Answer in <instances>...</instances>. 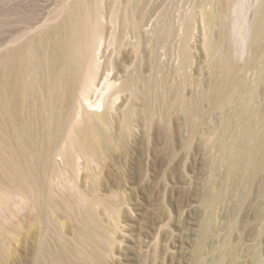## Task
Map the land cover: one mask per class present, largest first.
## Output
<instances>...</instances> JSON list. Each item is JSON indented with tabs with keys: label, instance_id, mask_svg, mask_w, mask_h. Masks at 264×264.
Segmentation results:
<instances>
[{
	"label": "rangeland",
	"instance_id": "374dc122",
	"mask_svg": "<svg viewBox=\"0 0 264 264\" xmlns=\"http://www.w3.org/2000/svg\"><path fill=\"white\" fill-rule=\"evenodd\" d=\"M261 3L0 0V264H264V167L251 180L231 167L242 147L234 114L241 97L264 112L263 88L251 95L255 71L244 69ZM80 16L90 52L74 107L88 100L91 112L107 113L112 148L97 147L95 157L73 149L66 159L70 130L51 146L38 108L48 100L62 22ZM21 63L31 92L15 98ZM102 70L114 81L107 91ZM126 111L132 123L122 130ZM30 163L46 188L21 177ZM13 178L25 181L28 196ZM88 193L112 207L94 205L96 231L82 229L70 208Z\"/></svg>",
	"mask_w": 264,
	"mask_h": 264
},
{
	"label": "bare ground",
	"instance_id": "6f19581e",
	"mask_svg": "<svg viewBox=\"0 0 264 264\" xmlns=\"http://www.w3.org/2000/svg\"><path fill=\"white\" fill-rule=\"evenodd\" d=\"M261 1H262V3H261L262 6L259 8L257 19H255V22H254L253 28H252L253 29V31H252L253 36H252V41L250 44V51H251L252 56H249V58L246 60V62L244 64V69L246 71H249V70L255 71V77H254V80L252 81L253 84L251 86L252 87L251 91H253V92H251V95H253V96L256 95V93H257L256 91L260 87L263 88V92H264V57H262L264 55V43L261 42V40L264 38L263 37L264 36V0H261ZM75 7L76 6H74V8ZM72 9H73V7H72ZM74 10L77 11L76 8ZM80 10H81V8H80ZM80 10L78 7V11H80ZM80 13L81 12H79L78 16L80 15ZM72 14H73V12L71 11L68 13L67 16H70L72 19V16H73ZM75 17H76V15H75ZM65 20L62 22V24L64 26L63 35L58 33L59 35L62 36L61 39L58 40V41H60V46L58 47L59 52L57 53L56 57L53 58V60H52V62L54 64V66H53L54 71H53V73L50 77V80H49L50 88H49L48 94H47L48 100L45 104L41 105L38 108L40 116L42 117V124H41L43 127L42 129L44 130V133L47 137V141L51 146H56L58 141H61V139L64 137L65 131L67 129L70 130V138H69V145H68L67 151L64 149L65 150L64 155H65L66 159H69V153L73 149H75L76 151H79L80 153L81 152L82 153H88L89 155H92V157H95L97 154V147H98V148H101L103 150L102 153L104 152L105 154H108L112 148V146L110 145V140H111V134L110 133L111 132L109 133V131H110L111 127L113 126V121L107 116V113L98 114L97 112L96 113L91 112L90 110L92 109L93 106L90 109V105L88 103V100L86 101V103L81 104V105L84 104L85 106H81V105L79 106L78 105L79 109L77 108V111L74 107V99L76 98V97L74 98V96L76 95L75 90H77L76 86H78L79 79L81 78L82 73L84 71L85 60H86V58H88V55L90 52V50H89L90 44H89V38H88L89 37V35H88L89 31L85 26L87 24L84 23V19H81V16H80V18L79 17L77 19L75 18V21L73 20L71 24H69L68 22H67L68 23L67 24ZM100 46H101V43H100ZM213 47H214L213 43L209 39H207L205 41V48L207 50H212ZM184 50L185 49H183V51ZM46 57H47V55H46ZM218 60H219V62H218ZM227 60H228L227 57L219 58L216 60V63H218V65L219 64L223 65V62L225 63V61H227ZM220 62H222V63H220ZM44 68H45V66H44ZM105 71L102 70V76H104L105 78L104 77L102 78L103 82L101 81V84H100L102 87L101 91L102 90L107 91V89H109V87L112 85V83H114V81L112 82L111 79L109 80V74L110 73L107 74ZM12 72H13V70H12ZM25 73H26V71H25L23 63H21L19 65V67H16V69H14V75L16 74L15 75L16 79L14 77L15 84H14V86L12 85L13 86L12 87V93H13V95H15V98L19 97L20 94L25 93L26 90L28 92H31L30 91L31 90L30 89L31 84L27 83L23 80L25 77ZM238 86L240 88L244 87V82L242 81L241 77L238 78ZM98 91H100V89ZM104 92L105 91H103V95H104ZM101 94H102V92H101ZM36 98H38V97H36ZM31 102H33V101H31ZM41 103H42V101H41ZM100 106H101V103H100ZM94 108H95V105H94ZM95 109H97V107ZM98 110H100V109H98ZM261 113L256 112L255 110L252 111L251 109L245 107V97L244 96L241 97L240 102H239V107L235 110V113H234L238 117L237 118V120H238L237 121V128L239 129L238 137L242 141V147L240 149H237L236 151L234 150L235 151L233 153L234 158L232 156L233 162H231L232 164L230 162L229 163L231 164L232 168L242 170L245 173L246 178L248 180H251V179L255 178L258 174H260L263 167H264V112L262 114ZM252 117L254 118L253 123H251V121H250ZM131 123H132L131 112L126 111L125 115L122 117V121L120 122L119 126L123 130V129H125V127H129V125ZM229 123L225 122L224 124H222L221 131H220V133L222 132V135L226 131L228 126L230 125ZM221 147H223L222 148L223 152H222L220 161H224L228 157L226 154V150H227L228 146L224 145V143L221 142ZM29 154L31 155V153H29ZM229 161H231V160H229ZM35 165H36V163H35ZM31 167H33V166L30 163V166H28L27 169L24 168L26 170L23 171L24 173H22V171H21V173H22L21 177H23L24 174H27L28 176L27 175L26 176L28 177V181L30 183H32V182L36 183L37 180L34 179V175H33L34 169L32 170ZM19 169L21 170V168H19ZM16 170H18V169H16ZM22 170H23V168H22ZM16 172L18 173V171H16ZM41 173L42 172H40V174ZM43 173H45V172H43ZM43 173H42V175H43ZM40 174L38 173V175H40ZM39 177L37 176V178H39ZM13 179L11 182H13ZM17 179H18V174H17ZM17 179H14V180L17 182ZM41 179H42V176H41ZM43 179H44V177H43ZM38 181L43 182L45 180H38ZM38 181L36 184L41 183V182L39 183ZM6 182H8V184L11 183L9 181H6ZM23 182H25V181H21L20 186H19L18 182H17L18 185H14V186H17V187L19 186V188L21 190L20 192L23 191L25 193V194L24 193L23 194L28 196L27 192H29V187H28V185H25ZM15 183L13 182V184H15ZM36 184L34 186H36ZM40 185H38V186H40ZM44 185H45V183L42 186L44 187ZM38 186L35 187L36 190L39 188ZM43 187H42V189L46 188L47 186L44 188ZM13 188H16V187H13ZM32 189H34V188H32ZM35 189H34V192H35ZM47 189H50V188H47ZM40 191L45 192V189L43 191V190H41V187H40ZM40 191L38 189L37 192H40ZM37 192H35V194ZM35 194L31 193L30 194L31 198H33L32 195H35ZM41 194L43 195L45 193H41ZM41 194H39L40 197H42ZM37 195H38V193H37ZM48 195H50V194H48ZM86 195L87 196H86L85 203L77 204V203L72 202L73 204L72 205L70 204L71 205L70 208L76 209V210L78 209V217H77L78 221L77 222H78L79 226L81 225L83 227L82 229L96 231V230H98L97 228L99 227V224H98L97 217L95 214L96 211L94 212V209H93L94 205L102 204L104 206V207L102 206L103 208H110L111 204L109 202V199L107 200V199L99 198V196H95L92 193H88ZM43 196H45V195H43ZM46 196H47V192H46ZM47 199H43L44 205H45L44 201ZM33 200L35 201L37 199L33 198ZM33 200H31V201H33ZM40 201L41 200L39 199V202ZM39 202L36 201L35 203L39 204V209H44V208H41V206L44 207L43 204L40 206ZM67 206H69V205L67 204ZM65 209H67V207ZM110 209H112V207ZM40 211H42V210H40ZM65 211H67V210H65ZM68 211L71 212L70 210H68ZM35 212L36 213L39 212L38 209ZM74 212H75V210H74ZM42 215L44 216V214H41L40 216H42ZM42 219H44V218H42ZM45 219H47V217ZM59 221H60V219H59ZM104 228H106V226ZM104 231H105V229H104ZM86 236H87V234H86ZM106 239L107 238H105L104 240H106ZM40 241L44 242L43 239ZM44 244H45V242H44ZM41 246L43 247L42 244H41ZM44 246L46 247V244ZM94 246H96V245H94ZM42 247H40L41 250H42ZM39 252L42 253L43 251L39 250ZM39 252L37 251L38 254H39ZM94 252H92V253H94ZM98 253H100V252H98ZM40 254H39V257H41ZM45 255H46V250H45ZM38 260L39 259H37V261Z\"/></svg>",
	"mask_w": 264,
	"mask_h": 264
}]
</instances>
